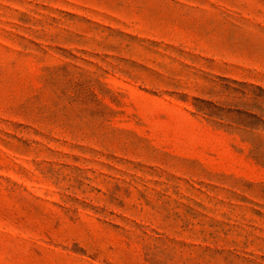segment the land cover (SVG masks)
Wrapping results in <instances>:
<instances>
[{
  "label": "rangeland",
  "instance_id": "374dc122",
  "mask_svg": "<svg viewBox=\"0 0 264 264\" xmlns=\"http://www.w3.org/2000/svg\"><path fill=\"white\" fill-rule=\"evenodd\" d=\"M0 264H264V0H0Z\"/></svg>",
  "mask_w": 264,
  "mask_h": 264
}]
</instances>
